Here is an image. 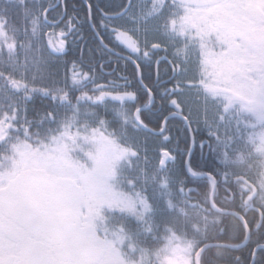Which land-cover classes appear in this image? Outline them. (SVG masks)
Listing matches in <instances>:
<instances>
[{
    "label": "snow or ice",
    "instance_id": "6c2138e0",
    "mask_svg": "<svg viewBox=\"0 0 264 264\" xmlns=\"http://www.w3.org/2000/svg\"><path fill=\"white\" fill-rule=\"evenodd\" d=\"M0 264H264V0H0Z\"/></svg>",
    "mask_w": 264,
    "mask_h": 264
},
{
    "label": "trees",
    "instance_id": "16d2710c",
    "mask_svg": "<svg viewBox=\"0 0 264 264\" xmlns=\"http://www.w3.org/2000/svg\"><path fill=\"white\" fill-rule=\"evenodd\" d=\"M76 4H77L76 0H67V10H68L69 14L72 13L73 6L76 7ZM53 39H55V37H53ZM85 39L87 41H89V46H92L91 33H86L85 34ZM73 54L74 55H78V53L76 52L75 49H73ZM131 70H132V68H131V66H129L128 71L131 72ZM70 72H71V68H69V73ZM33 104L35 105V108L37 110H42V109H46V108L50 107L52 105V101L50 99H48V98H45V97H42V96H37L35 98V100L33 101ZM201 136H206V135L202 134ZM181 147H183V145H181ZM194 155H195L196 160L201 161V162H203V161L208 159V157H206V155H202L201 154V151H200L199 147H196V149L194 150Z\"/></svg>",
    "mask_w": 264,
    "mask_h": 264
},
{
    "label": "flooded vegetation",
    "instance_id": "af4514ba",
    "mask_svg": "<svg viewBox=\"0 0 264 264\" xmlns=\"http://www.w3.org/2000/svg\"><path fill=\"white\" fill-rule=\"evenodd\" d=\"M83 1V2H82ZM76 7L77 8H79V7H81L84 3H86V0H76ZM83 3V4H82ZM155 78V68H153V79ZM201 135L203 134V135H206V136H204V137H207V132H201L200 133ZM205 154L207 155V151L205 150ZM209 156V155H208ZM208 156H206V157H208Z\"/></svg>",
    "mask_w": 264,
    "mask_h": 264
}]
</instances>
